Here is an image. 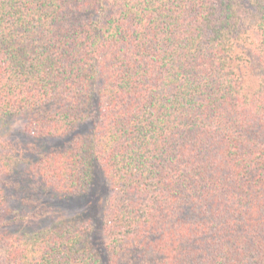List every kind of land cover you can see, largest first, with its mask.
<instances>
[{"label": "trees", "instance_id": "obj_1", "mask_svg": "<svg viewBox=\"0 0 264 264\" xmlns=\"http://www.w3.org/2000/svg\"><path fill=\"white\" fill-rule=\"evenodd\" d=\"M0 264H264V0H0Z\"/></svg>", "mask_w": 264, "mask_h": 264}, {"label": "rangeland", "instance_id": "obj_2", "mask_svg": "<svg viewBox=\"0 0 264 264\" xmlns=\"http://www.w3.org/2000/svg\"><path fill=\"white\" fill-rule=\"evenodd\" d=\"M11 124L13 127V131H11L10 137L14 139H16L18 136L23 137V134L19 131L20 123L17 121H11ZM106 199L107 191L102 183V179L99 176L95 181L94 187L92 188L91 192L86 197V200H83L82 203L77 204L72 208L68 209V211H70V213H74L78 211H84L88 208V211L91 213L93 219L97 222L99 221L102 211L106 205ZM99 234L100 232L97 227L96 230L93 232L92 238L94 242L98 244L100 243Z\"/></svg>", "mask_w": 264, "mask_h": 264}]
</instances>
